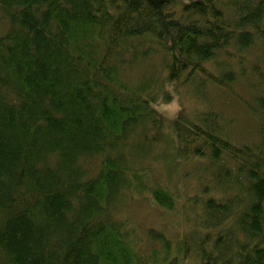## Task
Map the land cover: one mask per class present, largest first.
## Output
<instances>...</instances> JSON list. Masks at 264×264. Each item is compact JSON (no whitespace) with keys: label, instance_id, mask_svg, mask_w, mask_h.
I'll return each instance as SVG.
<instances>
[{"label":"trees","instance_id":"obj_1","mask_svg":"<svg viewBox=\"0 0 264 264\" xmlns=\"http://www.w3.org/2000/svg\"><path fill=\"white\" fill-rule=\"evenodd\" d=\"M1 19L0 264H264V0H0ZM238 81L262 92L241 145L207 93ZM175 95L199 103L156 108ZM165 127L200 187L175 238L118 206Z\"/></svg>","mask_w":264,"mask_h":264},{"label":"rangeland","instance_id":"obj_2","mask_svg":"<svg viewBox=\"0 0 264 264\" xmlns=\"http://www.w3.org/2000/svg\"><path fill=\"white\" fill-rule=\"evenodd\" d=\"M251 86H247L243 81H238L234 85L235 89L211 87L207 92L210 94L209 98L212 100L211 102H213L212 108L217 110L219 115L223 116L221 122L224 127V133L232 136L233 139L235 138V143L238 145L256 142L258 139V127L261 119L258 115L254 114L250 107H247L242 102L245 100V102L249 101L252 103L254 101L253 98L262 93L258 90L251 91ZM232 90L242 96L237 95ZM181 97L186 98L187 96L175 95L170 103H161L156 108L165 112L168 116L174 115L180 105L178 98ZM186 101L190 107L199 103V101L191 98H186L184 102ZM200 105L204 107V104ZM171 137L170 131L165 127L161 143L151 151L152 154H154V151H159L158 157L160 159H157L152 168L147 171L145 177L147 184H145L144 191L142 190L143 188H138L132 192L129 191L128 193L131 198H122L118 206L121 208L120 213H123L120 215L129 218L135 223L141 225L143 223L148 226L164 222L167 225L165 231L168 232L171 238H175L181 230L190 229L192 232L194 229L192 223H188V225L184 226L185 228L183 227L181 211L184 202H187L185 196L193 195L200 187L194 173L197 169L195 168L194 170L190 164H187L184 168V164L181 162H177L176 165L174 159L171 158L168 152L169 148L174 145ZM146 162L149 163L150 161L146 160ZM200 167L202 168V166ZM199 172L203 174V171L200 170ZM205 182H208L207 178ZM155 183L168 187L172 193H175L174 209L164 210L157 205L150 193L149 189L151 187H146L148 184L153 185ZM210 185L212 184L210 183ZM191 207H194V205L188 203V210H185L186 215L189 217L193 216ZM185 264H200L196 251L191 250V254L187 257Z\"/></svg>","mask_w":264,"mask_h":264},{"label":"bare ground","instance_id":"obj_3","mask_svg":"<svg viewBox=\"0 0 264 264\" xmlns=\"http://www.w3.org/2000/svg\"><path fill=\"white\" fill-rule=\"evenodd\" d=\"M7 20H5V19H1L0 20V25H7Z\"/></svg>","mask_w":264,"mask_h":264}]
</instances>
